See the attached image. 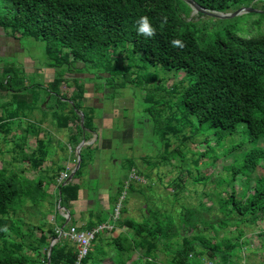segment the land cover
Segmentation results:
<instances>
[{"label": "trees", "instance_id": "16d2710c", "mask_svg": "<svg viewBox=\"0 0 264 264\" xmlns=\"http://www.w3.org/2000/svg\"><path fill=\"white\" fill-rule=\"evenodd\" d=\"M194 1L206 9L227 12L234 5H249L254 0ZM178 2L0 0V28L3 32L13 37L22 33L44 40L47 66L54 70L50 89L47 88L42 97L35 90V86L41 85L27 84L15 65L1 66L0 132L5 141H8L5 135H11L9 141L17 148L15 158L26 162L27 167L20 163L0 168V264L46 263L49 238L57 237V229L63 225L64 216L58 214L54 217L53 225L38 226L39 236L33 237L30 229H21V223L14 219V215L22 211L26 203L32 206L42 203L49 194L46 187L50 184L54 185V195L60 193V205L70 210V219L63 231L71 226L92 229L108 222L109 218L112 220V228L96 234L88 254L79 264H102L105 258H109L112 264H162L158 260L160 251L170 255L163 264H236V260L242 257L239 253L247 243L243 240L244 230L240 226L247 223L250 216L264 212V169L250 186L251 175L264 162L263 147L251 149L239 165L230 164L225 169L231 171L232 179L242 173L251 192L247 190L237 196L236 190H228L223 195L219 193L210 205L182 206L177 215L149 207V216L137 221L128 216L114 218L113 212L122 193L119 186L110 188L108 194L111 212V209H89L87 218L80 221L74 214L72 202L79 197L80 179L86 173L91 157H83L80 151L81 163L72 177L78 182H59V172L63 167L53 165V162L50 168L41 169L49 155L48 143L38 138L40 123L27 119L32 112L39 110L41 122L50 109L58 128H68L74 118L78 121L75 131L69 135L70 143L78 144L83 132L87 138L88 133L95 130L94 110L83 104L82 83L68 96L61 95L65 75L77 63L95 67L108 63L110 51L116 53L118 44L130 43L133 52H139L150 64L182 70L184 75L180 83L190 79L183 87L179 101L186 113L195 115L200 125L230 134L242 122L250 138L264 136V33L241 37L230 28L224 36L216 35L207 40L194 22L186 19L187 15L182 16ZM141 16H148L156 28L154 37L137 35L136 21ZM164 17L167 18L166 24L161 23ZM173 39H181L185 48L172 47L170 42ZM107 66L112 68L109 64ZM145 81L149 80L146 78ZM24 93H30V99L18 100V94ZM46 98L48 101L54 99L51 107L46 102L41 105ZM78 111L83 113L82 126ZM18 119H25L26 126L19 136H15L12 133L17 128L15 123ZM162 134L165 138L166 131ZM30 136L36 138V146L27 152L24 145ZM233 149L223 152L226 154ZM216 158L214 154L211 162ZM126 163L129 171L135 167L133 160ZM26 171H39V175L36 179L27 177ZM130 188L131 192L140 191ZM214 206L221 216L207 215ZM123 212L125 208L118 207V214ZM251 221L255 223V219ZM230 226L235 227L229 229ZM5 227L7 231L3 230ZM118 227L129 229L130 235L123 232L112 237L104 235L113 234ZM182 231L188 234L183 235ZM219 231H223L221 236ZM262 232L264 238V229ZM41 244L46 245L42 254ZM139 257H142V263L137 261ZM76 258V244L65 235L59 237L52 246L50 264H73Z\"/></svg>", "mask_w": 264, "mask_h": 264}, {"label": "rangeland", "instance_id": "374dc122", "mask_svg": "<svg viewBox=\"0 0 264 264\" xmlns=\"http://www.w3.org/2000/svg\"><path fill=\"white\" fill-rule=\"evenodd\" d=\"M178 6L182 11V16L187 15L186 19L192 20L207 40L216 35L224 36L226 30L230 28L241 37H252L264 33V0H254L249 5H234L227 11L232 15L226 18L196 12L186 0H179ZM241 7H246L247 10L234 14ZM15 39L18 46H13L11 50L10 48L4 50L3 56H0V72L4 64L15 65L23 73L27 84L41 85L35 86V90L42 97L45 96V90L50 89L48 82L50 76L45 77L43 71L51 69L47 66L46 42L22 33L15 35ZM115 50H117L116 53L110 51L107 57L108 63L103 62L99 67L88 63H77L71 66L73 70L65 75L66 81L61 85L63 96H68L76 90L79 83L94 93L92 110L95 116H98V120L94 121L95 130L88 133L85 138L86 142L80 151L83 157H91L89 164L94 159V163L100 161V151L103 158L99 171L96 172L91 166L90 175L96 178L89 179L84 173L80 179L82 188L88 191L89 199L95 201L96 190V194H99L100 190L108 192L110 188L121 186L122 193L113 214L119 215V218L128 216L142 221L149 216V207L159 208L162 212L171 211L177 215L182 206L201 207V203L205 206L210 205L211 200L219 196V193L223 195L228 190H236L237 196L244 191H250L246 177L242 173L232 179L231 171L225 169L230 164L239 165L245 153L251 149L264 148V136L256 139L250 138L242 122L238 123L235 131L230 134L220 129L200 125L195 115L186 113L179 101L183 87L190 81L186 79L180 83L184 75L182 70L165 69L159 65L150 64L142 58L139 52H133L130 43H120ZM108 64L112 67L111 69L108 68ZM146 78L148 82L145 81ZM29 94L24 93L25 96L18 94V100L28 101ZM100 101L103 104L102 107H93L100 104ZM45 102L51 107L54 99L51 98L48 101L46 98L41 105L43 106ZM41 117L40 111L35 110L28 115L27 119L40 123L41 132L38 138L47 141L49 151L47 160H50L55 147L62 142V133L68 134L69 132L71 135L78 121L74 118V126L70 130L68 128L62 130L55 125L52 110H47L40 122ZM125 124L129 133L124 135L126 137L123 139ZM25 126V119H18L15 123L17 128L12 135L19 136ZM106 127L108 134L104 133ZM100 128H103V132ZM164 130L166 131L165 138L162 134ZM100 133L103 137L108 136L110 147L107 151L94 149L95 138ZM5 137L8 141L4 140L0 132V168L17 166L20 163L23 167H27L26 162H20L15 158L17 148L9 141L11 135L7 134ZM90 141L93 143L87 144ZM77 145L69 143L70 148L75 151ZM35 146L36 138L30 136L24 149L30 152ZM231 147H234L231 152L226 154L223 152ZM214 154L217 158L211 162ZM76 159L77 157L75 161ZM127 160H133L135 163V167L130 171L127 167ZM75 161L71 162L72 165H69L71 167H68L67 171L61 173L67 172L69 176ZM54 163L63 167L59 158ZM49 164L48 161L43 162L41 169L49 167ZM263 166L264 162H261L251 175L250 186L252 180L263 173ZM25 175L36 179L39 171H26ZM130 186L135 187L136 190L140 189L141 192H131ZM52 188L54 193L53 184L46 187L49 194L42 203L33 206L26 203L22 211L14 215V219L21 223V229L24 231L30 229L33 237L39 236L38 226L55 224L54 217L63 212V209L58 207L59 194L54 195L49 192ZM93 207L97 208V202ZM110 207L107 209L110 210ZM118 207L125 208V212L118 214ZM214 214L222 215L215 206L214 210L207 215ZM252 219H255V223L249 222ZM110 221H112L111 218L108 223ZM234 227L230 226L229 229H234ZM240 227L244 230L243 240H246L247 244L241 249L239 255L242 257L236 260V264H264V238L262 236L264 212L250 216L248 222L241 224ZM122 232L127 235L131 233L127 228L118 227L113 234L105 233L104 235L112 237ZM222 233L223 231H219L220 236ZM182 234L188 233L182 231ZM49 240L50 243L53 238ZM91 245L92 242L90 247ZM45 247V244L40 245V254L43 253ZM169 258L170 255L164 252L158 253V260L162 264ZM137 261L142 263V257H139ZM102 264H112V262L109 258H105Z\"/></svg>", "mask_w": 264, "mask_h": 264}, {"label": "crops", "instance_id": "0c3cea01", "mask_svg": "<svg viewBox=\"0 0 264 264\" xmlns=\"http://www.w3.org/2000/svg\"><path fill=\"white\" fill-rule=\"evenodd\" d=\"M13 46L14 47L18 46L15 37L7 35L6 33L3 32V29L0 28V56H3L2 54H3L4 50H7L8 48H10L9 50H11L12 48H14ZM49 68H51V67H49ZM49 70L45 72V71H43V69H41V71H43V73L45 74V77L47 75L50 76L49 80H48V82L50 83V81L53 78L54 70L52 68L49 69ZM93 95H94V93H93V91L91 89L87 90V89L84 88L83 104H84L85 107L92 108V103L94 101L93 100ZM102 106H103L102 104H98L97 106H93V107H97L98 108V107H102ZM97 118H98V116H94V120L93 121L98 120ZM73 126H74L73 123L70 122L69 125H68V129L70 130ZM65 129L66 128H62V130H65ZM104 129L106 130V132H104V133L108 134V132H107L108 128L106 127ZM101 130L103 132V128ZM68 138H69V132H68V134L62 133V139H61L62 142H60V144L57 147H55V152L51 155V159L50 160H47V159L45 160V161H48L50 163L49 167H47V168H50L51 165L53 164V162H56V160L58 158L62 161L63 169L59 172V176H60L61 172L67 171V168L71 167L69 165H72L71 162L75 161V157H77L75 149H72L69 146L70 142L68 141ZM104 138L107 140L108 136H105ZM88 143H91V141L88 142ZM67 145H68V149H67ZM56 148H58V149H56ZM99 158H100V161L97 162V163H94L95 159H94V161L92 163H90V164L88 163V166L86 168L87 171L85 173V176L87 174V178H89V179L96 178V177L92 178L91 175H90L91 174V166H92L93 170H95L96 172H97V170L98 171L100 170L99 167L101 168V166H102L101 161H102V158H103L101 156V151L99 153ZM53 165H55V163ZM47 168H45V169H47ZM59 176H58V178H59ZM70 181L78 182V180L76 178L75 179H71ZM100 191H99V194H96V192H97V190H96V192L94 193L96 199H95V201H93V200L89 199L87 190H85L83 188L80 189L78 199L76 201L72 202V209L74 211L75 216H77L76 218H78L80 221H82V220L84 221L87 218L86 211H88L89 209H107V208H109L108 194H109L110 190L108 192H103V191L100 192ZM49 192L53 193V188L50 189ZM95 202H97V208L93 207ZM60 215H62V212H60ZM106 223H108V222H106ZM108 224H110V223H108Z\"/></svg>", "mask_w": 264, "mask_h": 264}, {"label": "water", "instance_id": "95a60500", "mask_svg": "<svg viewBox=\"0 0 264 264\" xmlns=\"http://www.w3.org/2000/svg\"><path fill=\"white\" fill-rule=\"evenodd\" d=\"M186 1L192 5V7L194 8V10H196V12H200L202 14H206V15H209V16H212V17H217V18H226V17L232 15V13H229V12H221V11L206 9V8L200 6L194 0H186ZM245 10H247L246 7H241L237 11H235L234 14H237V13H239L241 11H245ZM249 10H252V9H249ZM78 114L80 116V125L82 126L83 125V113H82V111H78ZM84 135H85V132H83V135H82V137L80 139V142L78 143L77 148H76V154H77L76 164H75L73 170L71 171L70 175L63 182V184H66L68 181H70L72 179L75 171L80 166V163H81L80 149H81L82 145L86 142L85 138H84ZM87 144H89V143L87 142ZM58 194H60V193H58ZM59 200H60V197H59ZM59 200H58V207L63 209L62 215L64 216L65 221H64L63 225L60 227V231L58 232L57 237L54 238L49 243L48 250H47V260H46L45 264H50V254H51V251H52V246L59 239V237L62 236V229L64 228V226L68 223V221L70 219V210L67 207L60 205L59 204Z\"/></svg>", "mask_w": 264, "mask_h": 264}, {"label": "built area", "instance_id": "2783aa9c", "mask_svg": "<svg viewBox=\"0 0 264 264\" xmlns=\"http://www.w3.org/2000/svg\"><path fill=\"white\" fill-rule=\"evenodd\" d=\"M68 177L67 172L61 173L58 181H65ZM117 215H114V218H116ZM111 224L104 223L101 225H98L92 229H77L74 226L69 227L67 231H63L62 229V235L67 236L71 241H73L76 244L77 249V258L76 261L73 264H79L81 259L86 257L89 251V247L91 242L94 240L96 234L103 230V229H111ZM60 231V228L57 229V233Z\"/></svg>", "mask_w": 264, "mask_h": 264}, {"label": "clouds", "instance_id": "9594fccd", "mask_svg": "<svg viewBox=\"0 0 264 264\" xmlns=\"http://www.w3.org/2000/svg\"><path fill=\"white\" fill-rule=\"evenodd\" d=\"M161 23L166 24L167 18L166 17L162 18ZM136 32H137V35H140L146 38H152L157 34L156 28L153 27L148 16L139 17V19L136 21ZM170 43H171V46L174 48H179L181 50L185 48V44L181 39H173L171 40ZM3 230L7 231V228L5 227Z\"/></svg>", "mask_w": 264, "mask_h": 264}, {"label": "flooded vegetation", "instance_id": "af4514ba", "mask_svg": "<svg viewBox=\"0 0 264 264\" xmlns=\"http://www.w3.org/2000/svg\"><path fill=\"white\" fill-rule=\"evenodd\" d=\"M68 73V72H67ZM66 73V74H67ZM100 104H102V102L100 101ZM103 105V104H102ZM105 115V114H104ZM98 119V118H97ZM128 127H126V124H125V126H124V128H123V133H122V135L124 136V135H128ZM118 133V132H117ZM120 133V132H119ZM117 135V134H116ZM122 136V137H123ZM125 137L126 136H124L123 137V139H125ZM96 142V143H95ZM95 149L96 150H99V149H103V150H105V151H107V149L110 147V143H109V139H105L103 136H102V134L100 133V134H97V137L95 138ZM104 142V143H103ZM91 143H93V142H91Z\"/></svg>", "mask_w": 264, "mask_h": 264}, {"label": "bare ground", "instance_id": "6f19581e", "mask_svg": "<svg viewBox=\"0 0 264 264\" xmlns=\"http://www.w3.org/2000/svg\"><path fill=\"white\" fill-rule=\"evenodd\" d=\"M196 11V10H195Z\"/></svg>", "mask_w": 264, "mask_h": 264}]
</instances>
